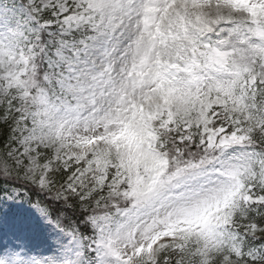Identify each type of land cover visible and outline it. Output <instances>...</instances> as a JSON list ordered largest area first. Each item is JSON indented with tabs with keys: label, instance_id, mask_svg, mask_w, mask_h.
Segmentation results:
<instances>
[{
	"label": "snow or ice",
	"instance_id": "obj_1",
	"mask_svg": "<svg viewBox=\"0 0 264 264\" xmlns=\"http://www.w3.org/2000/svg\"><path fill=\"white\" fill-rule=\"evenodd\" d=\"M0 264H264V0H0Z\"/></svg>",
	"mask_w": 264,
	"mask_h": 264
}]
</instances>
